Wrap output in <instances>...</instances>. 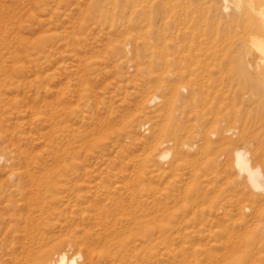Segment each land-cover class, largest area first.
Wrapping results in <instances>:
<instances>
[{
    "label": "bare ground",
    "instance_id": "1",
    "mask_svg": "<svg viewBox=\"0 0 264 264\" xmlns=\"http://www.w3.org/2000/svg\"><path fill=\"white\" fill-rule=\"evenodd\" d=\"M79 5L87 8L86 18L119 23L118 33L134 40L140 72L148 78L139 92H130L137 113L124 125L130 136L151 133L138 139L149 150V176L143 165L139 172L138 166L89 171L66 165L61 147H53L55 165L21 171L5 165L0 231L22 239L42 225L51 229L44 244L56 230L66 229L73 239L33 257L32 243L15 264L162 263L165 253L156 244L173 256L177 247L182 264H264V0ZM8 156L1 153L0 164L10 162ZM203 158L209 161L201 168ZM91 179L105 181L108 192L91 199L85 191ZM164 184H182L184 192L159 200ZM179 200L180 210L170 216L169 206Z\"/></svg>",
    "mask_w": 264,
    "mask_h": 264
},
{
    "label": "rangeland",
    "instance_id": "2",
    "mask_svg": "<svg viewBox=\"0 0 264 264\" xmlns=\"http://www.w3.org/2000/svg\"><path fill=\"white\" fill-rule=\"evenodd\" d=\"M43 1L0 0V154L11 159L0 164V183L7 180L5 165L12 164L19 171L28 165H55L53 147L66 150V165L89 171L105 167L130 171L138 166L137 172L143 165L149 176V150L139 146L138 139L147 140L151 133L139 130L130 136L125 129L127 115L137 113L132 94L139 92L148 78L140 72L134 40L118 33L119 23L86 18L87 8L79 5L84 0H56L50 5H43ZM33 107L38 115H31ZM202 160L200 166L204 168L209 160ZM107 185L91 179L85 191L91 199H98L108 192ZM183 187L164 184L157 196L163 200L167 195H178L184 192ZM179 201L175 207L182 205ZM177 207L174 211L169 208L170 216L180 210ZM33 229L23 240L7 229L0 231V264H15L32 243V248L36 246L30 256L40 255L57 242L68 245L73 240L72 233L62 229L44 244L43 235L51 231L50 227L36 225ZM72 248L66 250L72 252ZM156 248L165 253L164 261L154 259L153 264H182L177 247L174 256L165 245L156 244Z\"/></svg>",
    "mask_w": 264,
    "mask_h": 264
}]
</instances>
